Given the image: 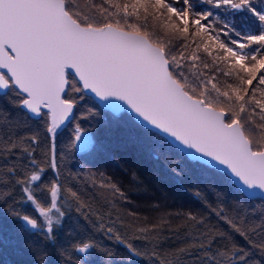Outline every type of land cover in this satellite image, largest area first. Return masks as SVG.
Masks as SVG:
<instances>
[{
    "label": "snow or ice",
    "instance_id": "snow-or-ice-1",
    "mask_svg": "<svg viewBox=\"0 0 264 264\" xmlns=\"http://www.w3.org/2000/svg\"><path fill=\"white\" fill-rule=\"evenodd\" d=\"M0 98L14 110L0 104V246L26 250L31 264L123 259L100 236L147 255L133 241L158 240L159 225L113 218L130 201L110 178L109 208L94 207L73 184L79 174L60 166L67 150L103 151L94 129L115 124L173 176L183 177L168 163L175 155L215 177L214 206L204 189H188L207 213L174 214L191 241L165 253L174 262L155 247L151 257L183 264L195 249L194 264H262L251 249L264 258V0H0Z\"/></svg>",
    "mask_w": 264,
    "mask_h": 264
},
{
    "label": "trees",
    "instance_id": "trees-1",
    "mask_svg": "<svg viewBox=\"0 0 264 264\" xmlns=\"http://www.w3.org/2000/svg\"><path fill=\"white\" fill-rule=\"evenodd\" d=\"M120 2L123 3L125 0H120ZM0 104L10 111H14L3 98H0ZM68 130L70 133H67ZM94 131L99 141L104 145L103 151L81 159L80 153H72L67 150L66 158L60 162L61 169L65 172L70 170L73 174H79V178L73 181L76 189L93 203L94 207L106 210L109 208L106 199L110 198V191L104 188L103 184L110 178L111 182L115 183L130 201H119L117 207L111 209L113 218L119 213L126 223H133L137 227L159 225L158 240L133 241L136 248L147 253L144 256L131 255L123 244H118L115 241H109L100 236H97V239L123 257V259L117 258L114 264H160V259L151 257L153 247L160 254L161 259L174 262L175 257L171 255L165 257V253H175L178 249L186 247L191 241V238L186 236L188 228L185 219L174 214L188 211L207 213L208 209L205 205L188 189H204L209 202L214 206L215 196L207 190L206 186L215 177L211 173L193 166L186 159L175 155L168 163L183 170V177L173 176L166 162L150 155V149L146 142L142 138L134 136L122 125L101 124ZM70 139V129L60 132L57 141L60 154L65 153V146ZM11 159L13 158L10 157L9 162ZM3 162V158L0 157V163ZM89 171L95 173V176L89 177ZM48 175L51 176L52 173L49 171ZM155 205H159V210ZM258 207L259 203L257 202L256 208ZM23 210L32 212L30 205H24ZM130 211H134L138 215L136 217L127 215ZM249 211H255V209L249 208ZM165 213L173 215L165 217ZM258 216L257 212V218ZM211 219L218 228L231 233L235 243L244 248H250L244 238L232 232L226 223L217 220L215 216H212ZM6 235L11 239L16 238L12 226L9 227ZM251 251L255 258L262 260V264H264V258H261L255 249H251ZM196 259L195 249L181 256L183 264H194ZM31 260L32 258L26 250H18L12 244L0 246V264H31ZM92 264H100V258H94Z\"/></svg>",
    "mask_w": 264,
    "mask_h": 264
},
{
    "label": "rangeland",
    "instance_id": "rangeland-1",
    "mask_svg": "<svg viewBox=\"0 0 264 264\" xmlns=\"http://www.w3.org/2000/svg\"><path fill=\"white\" fill-rule=\"evenodd\" d=\"M67 129H70V131H71V134H72V127L71 126H69ZM67 133H70L69 132V130H68V132Z\"/></svg>",
    "mask_w": 264,
    "mask_h": 264
}]
</instances>
